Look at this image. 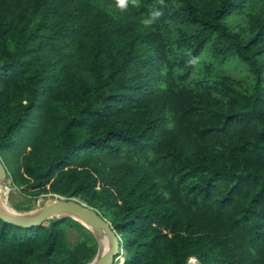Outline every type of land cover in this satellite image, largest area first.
I'll use <instances>...</instances> for the list:
<instances>
[{"label":"trees","instance_id":"trees-1","mask_svg":"<svg viewBox=\"0 0 264 264\" xmlns=\"http://www.w3.org/2000/svg\"><path fill=\"white\" fill-rule=\"evenodd\" d=\"M0 159L15 209L83 201L123 264H264V0H0ZM96 251L0 220V264Z\"/></svg>","mask_w":264,"mask_h":264},{"label":"water","instance_id":"water-1","mask_svg":"<svg viewBox=\"0 0 264 264\" xmlns=\"http://www.w3.org/2000/svg\"><path fill=\"white\" fill-rule=\"evenodd\" d=\"M6 176V168L0 159V186L6 180ZM56 198V200L37 210L35 214L29 213L26 215L7 212L3 209L0 199V220L21 228L38 227L51 219L67 218L73 220L93 235L97 246L94 259L87 264H115L121 253V248L119 236L113 229L112 224L107 222L100 213L75 199ZM85 224L95 228V233L89 230Z\"/></svg>","mask_w":264,"mask_h":264},{"label":"rangeland","instance_id":"rangeland-1","mask_svg":"<svg viewBox=\"0 0 264 264\" xmlns=\"http://www.w3.org/2000/svg\"><path fill=\"white\" fill-rule=\"evenodd\" d=\"M15 190V188H13L12 184L10 181L5 180L4 182L1 183L0 186V199L2 202H4V207L7 208L8 210H11L12 213H16L19 215H26L29 213H33L35 214L37 210L41 209L45 204L56 200L57 198L54 196H45V197H41L38 199V201L36 202V204L33 206V208L31 210L28 211H20L17 210L13 207L11 200L14 199V193L13 191ZM83 204H85L87 206L86 203H84L83 201L77 200ZM89 207V206H88ZM90 208V207H89ZM92 209V208H91ZM94 210V209H93ZM96 212H98L97 210H95ZM99 213V212H98ZM101 215V214H100ZM105 219V218H104ZM107 221V220H106ZM108 222V221H107ZM110 223V222H109ZM85 229V228H84ZM86 230V229H85ZM90 233V232H89ZM72 235H70V240L74 241V237L76 238V235L74 233H71ZM91 237L93 238V235L90 233ZM80 238L82 240H88L89 241V236L86 235L85 233H82L80 235ZM94 239V238H93ZM95 241V240H94ZM121 254V253H120ZM194 261L196 263H192V264H197V261L194 259ZM123 259L121 258V256L119 255L116 263L115 264H123Z\"/></svg>","mask_w":264,"mask_h":264},{"label":"clouds","instance_id":"clouds-1","mask_svg":"<svg viewBox=\"0 0 264 264\" xmlns=\"http://www.w3.org/2000/svg\"><path fill=\"white\" fill-rule=\"evenodd\" d=\"M130 2L135 4V0H116V5L118 8L123 10L128 7V4ZM161 15H162L161 11H159L158 9L154 10L150 13V16L148 18L143 19L142 22L145 26H151L152 24H154L156 19L159 18Z\"/></svg>","mask_w":264,"mask_h":264},{"label":"bare ground","instance_id":"bare-ground-1","mask_svg":"<svg viewBox=\"0 0 264 264\" xmlns=\"http://www.w3.org/2000/svg\"><path fill=\"white\" fill-rule=\"evenodd\" d=\"M2 206H3L4 210H6L7 212H11V210H8L7 208L4 207V202H2ZM86 227L89 228V230H91L93 233H95V231H96L95 228H93L92 226H89V225L88 226L86 225Z\"/></svg>","mask_w":264,"mask_h":264},{"label":"built area","instance_id":"built-area-1","mask_svg":"<svg viewBox=\"0 0 264 264\" xmlns=\"http://www.w3.org/2000/svg\"><path fill=\"white\" fill-rule=\"evenodd\" d=\"M196 260V259H195ZM192 263H196L195 261H194V258H190L189 260H188V264H192Z\"/></svg>","mask_w":264,"mask_h":264}]
</instances>
